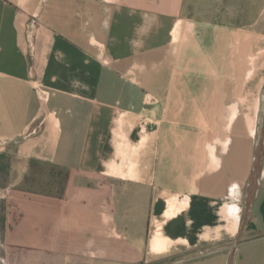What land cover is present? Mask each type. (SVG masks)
<instances>
[{
    "label": "crops",
    "instance_id": "0c3cea01",
    "mask_svg": "<svg viewBox=\"0 0 264 264\" xmlns=\"http://www.w3.org/2000/svg\"><path fill=\"white\" fill-rule=\"evenodd\" d=\"M261 43L264 0H0L2 259L264 264Z\"/></svg>",
    "mask_w": 264,
    "mask_h": 264
},
{
    "label": "rangeland",
    "instance_id": "374dc122",
    "mask_svg": "<svg viewBox=\"0 0 264 264\" xmlns=\"http://www.w3.org/2000/svg\"><path fill=\"white\" fill-rule=\"evenodd\" d=\"M260 50H263V51L259 52ZM250 52L252 55L258 57V59L255 60V69H257L256 72L259 70L260 72L264 73V71L262 70V68L264 69V43H261L255 47H252ZM239 80H241L239 84L243 85V88H244L243 91L240 92V94H242V96H247V99L242 104H240L238 108V111H239L238 112L239 114L238 122L242 123L244 117L247 114L252 113L250 103L253 98L258 99V107L255 113V135H254L253 140H251V148H252L251 158L255 159L256 158L255 157L256 148L258 147V144H259L260 135L262 131L263 117H264V83L261 89L259 90V92H257V89H258L257 76H254V77H251V79H248L247 81L249 82L244 80L243 77H241V79L239 78ZM252 169L253 168L251 166V170ZM246 198H247V194L244 191L241 197V207L242 208H241V221H240V226H239L240 230L238 234L234 236L232 239V242L234 244H240L244 241H247L253 238L252 234L248 232V230H246V226L249 222V215L248 213H245ZM2 256H3V253L2 251H0V264H18L17 263L18 256L16 253H10L8 259H2ZM175 262H177V259L174 256L173 258L169 260L168 259L164 260V262L162 260H157L150 264H178Z\"/></svg>",
    "mask_w": 264,
    "mask_h": 264
},
{
    "label": "water",
    "instance_id": "95a60500",
    "mask_svg": "<svg viewBox=\"0 0 264 264\" xmlns=\"http://www.w3.org/2000/svg\"><path fill=\"white\" fill-rule=\"evenodd\" d=\"M263 144H264V117H263L262 131H261V135H260L259 144H258V147L256 148V158L254 161V171H253L252 176L250 177V185L248 188V198H247V208L250 205L252 195H253V191L255 188V184L257 181V173H258L259 163H260V154H261V151L263 149Z\"/></svg>",
    "mask_w": 264,
    "mask_h": 264
},
{
    "label": "built area",
    "instance_id": "2783aa9c",
    "mask_svg": "<svg viewBox=\"0 0 264 264\" xmlns=\"http://www.w3.org/2000/svg\"><path fill=\"white\" fill-rule=\"evenodd\" d=\"M151 99V97L150 96H147V100H150Z\"/></svg>",
    "mask_w": 264,
    "mask_h": 264
}]
</instances>
